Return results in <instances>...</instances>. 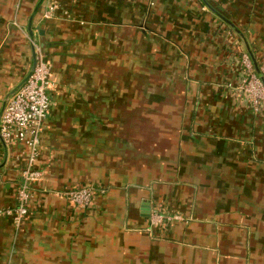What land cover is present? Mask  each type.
Here are the masks:
<instances>
[{"label": "crops", "instance_id": "0c3cea01", "mask_svg": "<svg viewBox=\"0 0 264 264\" xmlns=\"http://www.w3.org/2000/svg\"><path fill=\"white\" fill-rule=\"evenodd\" d=\"M38 1L0 0V109L32 66ZM205 1L264 73V0ZM205 1L42 2L45 173L19 228L0 217V264H264V107L237 90L245 40ZM27 156L0 138V207ZM90 184L86 208L56 194ZM155 207L184 220L149 230Z\"/></svg>", "mask_w": 264, "mask_h": 264}, {"label": "built area", "instance_id": "2783aa9c", "mask_svg": "<svg viewBox=\"0 0 264 264\" xmlns=\"http://www.w3.org/2000/svg\"><path fill=\"white\" fill-rule=\"evenodd\" d=\"M59 4L49 5L44 12L45 17L54 16ZM36 65L29 79L12 94L3 111L0 120V134L5 143L17 142L26 146L28 151L27 162L23 171L22 180L17 186V204L13 207H0V217H12L16 228L30 214V202L33 198V187L44 179V171L37 167L41 153V136L50 113L52 86L51 65L46 54L35 44ZM241 77L237 85L240 94L246 96L255 113L264 107V83L256 73L247 53L240 60ZM98 189L90 184L73 186L56 191L68 202L78 208L92 205ZM152 228H167L169 225L183 221L180 213H168L161 207H155L150 214Z\"/></svg>", "mask_w": 264, "mask_h": 264}, {"label": "water", "instance_id": "95a60500", "mask_svg": "<svg viewBox=\"0 0 264 264\" xmlns=\"http://www.w3.org/2000/svg\"><path fill=\"white\" fill-rule=\"evenodd\" d=\"M44 0H39L38 2H37V4H36V6H35V8H34V10H33V12H32V14H31V16H30V19H29V34H30V37H31V39H32V41H33V62H32V66H31V68H30V70H29V72L27 73V75L20 81V83H18V85L14 88V89H12V91L11 92H9L6 96H5V98H4V100H3V103H2V106H1V109H0V120H1V117H2V114H3V111H4V109H5V106H6V104H7V102H8V99H9V97L12 95V94H14L19 88H21V86H23V84L29 79V77L31 76V74L33 73V71H34V68H35V65H36V52H35V44L37 43V41H36V39L34 38V33H33V28H32V22H33V19H34V17H35V15L37 14V12H38V9H39V7L41 6V4H42V2H43ZM205 1V0H204ZM206 2V1H205ZM207 3V2H206ZM208 4V3H207ZM208 6L213 10V11H215L221 18H223L244 40H245V44H246V46H247V49H248V52H249V54H250V57H251V60H252V62H253V65H254V68H255V71H256V73L258 74V76L261 78V80L263 81V83H264V73L262 72V70H261V67H260V65L258 64V62H257V60H256V58L253 56V53H252V51L250 50V47H249V45H248V43H247V41H246V38H245V36H244V34L233 24V22L232 21H230L228 18H226L224 15H222L220 12H218V11H216L210 4H208ZM0 138L2 139V137H1V134H0ZM3 140V139H2ZM3 142H5L4 140H3Z\"/></svg>", "mask_w": 264, "mask_h": 264}]
</instances>
